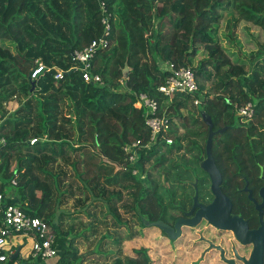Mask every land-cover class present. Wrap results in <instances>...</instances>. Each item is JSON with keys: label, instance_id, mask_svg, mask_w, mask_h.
I'll return each instance as SVG.
<instances>
[{"label": "trees", "instance_id": "16d2710c", "mask_svg": "<svg viewBox=\"0 0 264 264\" xmlns=\"http://www.w3.org/2000/svg\"><path fill=\"white\" fill-rule=\"evenodd\" d=\"M104 1L112 13V45L98 51L93 60V73L102 76V83L97 84L85 82L73 69L72 55L104 30L98 0H0V109L12 99L19 98L20 103L11 117L0 112V133L7 140L0 163V191H14L16 204L28 215L43 218L56 235L57 248L62 233L66 244L58 264L84 261L75 247L80 237L74 235L77 227L71 225L64 233L57 224L64 198L74 197V189H78L67 183L69 174L63 167L51 168L59 159L83 182L80 197L75 199L77 207L87 208L90 200L108 202L117 226L123 227L117 208L123 192L113 187L128 188L132 200L124 205L125 211L133 212L144 228L165 220L179 202L178 191L154 178L147 164L154 160L164 167L167 153L176 149L204 151L209 135L205 118L211 119L215 131L227 127L214 136L212 150L226 177L225 189L230 182L224 167L233 166L231 174L235 166L237 171L241 167L249 173L258 165L264 167V43L252 54L255 63L251 66L247 61L234 62L216 37L227 13L234 25L242 21L264 31V0ZM37 60L48 71L32 81L30 73ZM167 62L191 67L200 93L194 97L161 93L159 87L169 76L163 68ZM126 66L129 72L124 77ZM59 71L63 76L56 79ZM142 93L158 100L159 113H166L172 122L175 141L170 145L158 139L151 149L140 150L135 165L139 172L133 174L135 167L128 166L123 147L140 139L147 143L150 138L146 110L134 106ZM196 98L199 105H194ZM250 102L255 115L245 122L237 110ZM189 107L195 110L190 109L185 117L181 111L188 112ZM176 120L185 129L183 136H179ZM190 123L196 126L192 130ZM203 134L205 147L197 139ZM33 139L37 142L32 145ZM71 153H78V159L73 160ZM188 163L186 158L172 163L171 169H165V181L181 183ZM12 179L17 185L10 187ZM186 189L183 186L181 198L187 197ZM65 216L74 214L63 213L60 218ZM81 233L83 236L84 231ZM16 236L31 239L33 247L31 237ZM133 253L135 257L126 260L116 257L113 264H152L148 249H134ZM10 257L0 264H15L20 258Z\"/></svg>", "mask_w": 264, "mask_h": 264}, {"label": "rangeland", "instance_id": "374dc122", "mask_svg": "<svg viewBox=\"0 0 264 264\" xmlns=\"http://www.w3.org/2000/svg\"><path fill=\"white\" fill-rule=\"evenodd\" d=\"M230 20L233 23H235L234 19L232 18L229 19V15L227 13L225 15V18L220 23L219 31L216 37L218 41L221 43V45L225 48L227 53L231 56L234 62L240 63L247 61L250 62L252 66L255 63L251 61L252 54L258 51L260 46L264 43V31L250 23L247 24L242 21L234 25L233 23H230ZM201 56L202 55H200V57ZM207 85H211V82H208ZM19 107H20L19 98L12 99L10 102L5 103L3 105V107L0 109V112H2V115L5 114L6 118L11 117V115L14 114L19 109ZM188 109H189L188 112L187 110L181 111L185 117H189L190 109L193 110L194 108L192 109V107H189ZM173 111L174 110H172L171 112L173 113ZM176 122H177L176 129L179 132V136H183L185 134V129L181 128L180 126H179L180 129H178V124L180 125V121L176 120ZM189 127L192 130L196 126H193L192 123H190ZM182 133L183 135H180ZM197 139L199 144L205 147V135L203 134ZM187 142L188 139H186L183 144H187ZM193 153H194L193 151H190L188 153V151L185 148L182 150L176 149V152H173L172 154L167 153V157L169 160L164 167L161 165H155L154 160H152V162L147 164V168L150 169L154 178L161 181L162 183L165 182L164 183L165 185H167L168 187H174L176 191L180 192L181 190H183V186L180 183H176V182L174 183V181L173 182L165 181V175L167 173L165 169H171V164L181 162L182 158H186L188 160L196 158L197 155L193 156ZM81 154L82 153H80V155ZM71 155L72 157H74L73 160L78 159L77 157H75L76 155L74 156V153H71ZM205 156L206 155H202L201 157L205 158ZM80 157L83 158L82 155ZM57 163L52 165L55 170H57L55 168ZM61 163L65 166L66 169L67 164H64L62 160ZM79 168L80 170H83V165L80 166ZM66 171L69 174L66 177V180L68 179L70 184H75L78 187V189H76L75 191H78L81 188H83V182L76 174V171H74L71 166H68ZM171 175H173V173H171ZM142 178L144 179L145 176H142ZM113 188L120 191L122 190L123 192V196L121 200H118V202L115 199L112 200V202H117L118 211L121 215L122 221L125 222V225L123 227L117 226L113 213L109 212V207L111 204H108V202L105 201H98V200L96 201L90 200V205L87 208L81 207L78 210V213H75L76 217L73 216L74 218H77L76 220L67 221L65 218L63 220L62 225L58 222L59 227L61 226L60 228L61 231H63L64 233L70 230L71 225H75L78 228L77 230H79V233L81 231L82 232L84 231V236H86V238H83L84 236L79 237L81 238L80 240L83 241L80 242L79 240V242H77V244L75 245V247L78 248L79 254H82L84 256V263L86 262V264H98V263L113 264V261L116 257H121L124 260H126L128 257H135L133 250L144 247L148 249V254L151 257L152 264H173L175 257H174V253L171 251L169 240L166 234L153 226L144 228V226H142L139 223V221L136 218L137 216L133 214V212L125 211L124 205L129 204L132 200L131 194L129 193V189L128 188L124 189L123 187L120 186L117 187L115 186ZM64 205H66V209H65L66 213H72L77 210L76 208L72 207V200H70V203ZM170 212H172V209H170ZM143 223L146 224L147 222L143 221ZM188 230L189 229H185V234L188 232ZM136 233L138 234L137 235L138 237H136L131 243L122 245V242L125 239L130 238L131 235H134ZM106 234H108L107 237L108 239L113 238L114 240L111 245L108 244L110 241H108V239L105 238ZM25 240L27 243L26 246L27 248H24L19 258L21 264L28 263L25 256L27 251H29L32 246L31 239L28 238ZM99 241L102 242L101 246H105V247L108 246L106 253L102 252L103 253L102 254L101 252H96L97 247H95V245L99 243ZM179 245H181L182 247L179 253L183 255V253L185 252L183 248V245H185V241L184 240L181 241ZM58 256L43 262L51 264L52 262H56ZM184 257L185 256H183V259ZM32 261L34 263H37L38 260L32 259ZM186 262L187 261L184 260L183 263L180 264H186Z\"/></svg>", "mask_w": 264, "mask_h": 264}, {"label": "flooded vegetation", "instance_id": "af4514ba", "mask_svg": "<svg viewBox=\"0 0 264 264\" xmlns=\"http://www.w3.org/2000/svg\"><path fill=\"white\" fill-rule=\"evenodd\" d=\"M193 152V156L197 155V157L190 162L198 161L199 165L187 164L183 169L181 178L183 182L180 183L188 187L185 192L187 197L181 198L182 190L177 192L179 202L171 208L172 212L167 213L166 219L163 220L173 228L179 220H190L195 217L198 210L197 207L194 209L196 196L198 204L204 206L210 205L215 200L212 193V180L201 167L206 159V156L201 157L206 155V147L202 152L196 150ZM199 157L202 159L200 160ZM228 160L230 159H223L224 162ZM214 161L222 176L221 191L231 201V212L228 215L218 214L217 218H228L231 228H218L204 218L196 226L182 224L181 234L176 240L171 241L166 235L175 257L173 264L183 263L184 260L187 261L186 264H264V228H262L264 226V167L258 165L249 173L246 168L241 167H238L239 171H237L235 166L232 174L230 170L234 168L233 166L229 165V169L224 167L230 182L229 188L225 189L226 177L215 158ZM158 229L164 233L160 228ZM185 229H189L186 234ZM183 240L185 252L181 255L179 251L182 247L179 243ZM183 256H185L184 259Z\"/></svg>", "mask_w": 264, "mask_h": 264}, {"label": "built area", "instance_id": "2783aa9c", "mask_svg": "<svg viewBox=\"0 0 264 264\" xmlns=\"http://www.w3.org/2000/svg\"><path fill=\"white\" fill-rule=\"evenodd\" d=\"M102 11V24L104 30L99 38L93 40L90 45L82 50H75L72 55L74 62L73 69L80 72L87 83H102V76L93 73V60L98 51L107 50L112 45V13L107 7L104 0H98ZM163 68L169 72V76L164 85L159 87V91L168 97H172L178 93L190 94L193 97L200 93V87L194 70L187 66H176L173 62H167ZM48 71V67L41 60L35 62L31 71V80L35 81L43 77ZM63 72L56 74V79H60ZM200 99L194 100V105H199ZM134 106L138 109H145V124L150 130V138L147 143L135 140L123 147L126 155V162L129 167H135L139 159V152L142 149H151L158 139H162L167 144H173L175 135L171 133L173 130L172 122L166 113L160 114V106L158 100L150 97L146 93L139 95ZM238 117L245 122L253 120L255 115V106L253 103L238 107ZM176 122V121H175ZM177 123V122H176ZM179 126V124H178ZM37 139H33L31 144H35ZM7 145L6 138L0 133V163L2 162V151ZM139 170L135 167L133 174H137ZM2 181L0 180V188ZM17 181L12 179L10 187L16 186ZM0 191V262H6L9 255L15 252L8 248L9 240L13 235L19 233L29 236L33 240L31 255L34 259L42 260L55 258L59 255L56 246V235L51 227L43 218L28 215L18 204L10 202V195Z\"/></svg>", "mask_w": 264, "mask_h": 264}, {"label": "water", "instance_id": "95a60500", "mask_svg": "<svg viewBox=\"0 0 264 264\" xmlns=\"http://www.w3.org/2000/svg\"><path fill=\"white\" fill-rule=\"evenodd\" d=\"M128 72L129 67L126 66V69L124 70V77L127 76ZM205 121L209 125V135L206 144V159L202 162L201 167L210 175V178L212 180V193L215 196V200L210 205L204 206L202 204H198V198L196 196L194 209L197 207L198 210L195 217L190 220H179L175 228L169 226L164 221H158L154 224L148 225V227L154 226L160 228L162 231H164V233L168 236L171 241L176 240L180 236L182 224L196 226L202 221L203 218L218 228H231L229 226L231 223H228V218H217L218 214L228 215L231 212V201L221 191L220 184L222 182V176L215 164L212 153L214 136L224 132L226 128L215 131L214 124L212 123L211 119L205 118ZM262 228H264V226ZM20 250L21 248H18L16 254L12 255L10 257V260L16 259L20 254Z\"/></svg>", "mask_w": 264, "mask_h": 264}, {"label": "crops", "instance_id": "0c3cea01", "mask_svg": "<svg viewBox=\"0 0 264 264\" xmlns=\"http://www.w3.org/2000/svg\"><path fill=\"white\" fill-rule=\"evenodd\" d=\"M61 167H63L64 169H65V166L61 163V160L59 159V161H58V163L56 164V166H55V168L58 170V169H60ZM51 168L52 169H54V167L53 166H51ZM70 168V167H69ZM66 170V169H65ZM67 183H69V181H67ZM67 184H66V186L64 185L63 186V190H66L67 189ZM61 188H62V186H61ZM76 189H74V197H72V198H67V197H65L64 198V200H63V204H61V206H60V208L58 209V222L62 225V223H63V220L66 218V220L67 221H69V220H76L77 218H74V217H76L75 216V213H78V210L80 209V207H77L76 206V203H75V199L76 198H79L80 197V190H78V191H75ZM9 195H10V202H12V203H15V202H17V197H16V195H15V193H14V191H10L9 193H8ZM70 200H72V207L73 208H76L77 210L75 211V212H72L73 214H74V217H72V218H70V217H68V216H65V217H63V218H60V215L61 214H63V213H66L65 212V209H66V205H64V204H67V203H70ZM16 204V203H15ZM57 223V222H56ZM58 224V223H57ZM77 225V224H76ZM57 226V225H56ZM55 226V227H56ZM58 227V226H57ZM57 227H56V229H57ZM79 227H80V224H79ZM83 227V226H82ZM85 227V226H84ZM154 227V226H153ZM60 228H61V226H60ZM78 229V228H77ZM76 229V231L74 232V235H78V236H80V237H83V236H81L82 235V233L80 232L79 233V230H77ZM61 230V229H60ZM95 232H97V231H95ZM107 232V231H106ZM116 233V232H115ZM121 233V232H120ZM117 234V233H116ZM118 234H119V232H118ZM138 234L136 233V234H134V237L133 238H128V239H125L123 242H122V245L124 244V245H126V244H128V243H131L136 237H138L137 236ZM108 237V234H106L105 235V238H107ZM83 238H86V236H84ZM25 239H27L26 237H23V236H16V235H13L11 238H10V240H9V245H8V248L11 250V251H13V252H15V254H16V252L18 251V248H21V250H20V255L19 256H21V254H22V252H23V250H24V248H27L26 246H27V243H26V240ZM61 241L62 242H60V245L61 246H58V252H59V254L61 253V248H62V246L64 245V244H66V242L64 241L65 240V237L62 235V233H61ZM81 238H79L78 237V239H77V242H79V240H80ZM108 239V238H107ZM25 240V241H24ZM69 240V239H68ZM83 240H80V242H82ZM108 241H110L108 244L109 245H111L112 244V242L114 241L113 240V238H109L108 239ZM116 241V240H115ZM77 242H76V244H77ZM101 241H99V243H97L96 245H95V247H97V249H96V252H104V253H106V250L108 249L107 247H105V246H101ZM119 243V242H118ZM75 244V245H76ZM32 247V246H31ZM82 251V250H81ZM30 253H31V248H30V250L29 251H27V253H26V260L28 261V263H24V264H48V263H45V262H43V261H46V260H49V259H46V260H38L37 261V263H34L33 261H32V259H34L33 257H32V255H31V257H28V256H30ZM103 254V253H102ZM59 257H60V255L58 256V258H57V260H56V262H52L51 264H58V260H59ZM31 258V259H30ZM25 259V258H24ZM50 259H52V258H50ZM15 264H21V262H20V260L19 261H17ZM82 264H86V262L84 263V261H83V263ZM99 264V263H98ZM100 264H104V263H100Z\"/></svg>", "mask_w": 264, "mask_h": 264}]
</instances>
